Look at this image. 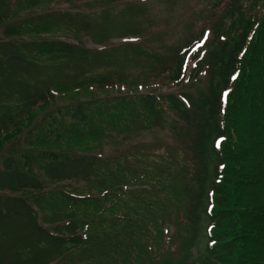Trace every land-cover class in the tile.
<instances>
[{
  "label": "trees",
  "instance_id": "16d2710c",
  "mask_svg": "<svg viewBox=\"0 0 264 264\" xmlns=\"http://www.w3.org/2000/svg\"><path fill=\"white\" fill-rule=\"evenodd\" d=\"M53 1L0 0V264H264V0H217L190 76L205 29L142 79ZM168 114L177 144L105 155Z\"/></svg>",
  "mask_w": 264,
  "mask_h": 264
},
{
  "label": "rangeland",
  "instance_id": "374dc122",
  "mask_svg": "<svg viewBox=\"0 0 264 264\" xmlns=\"http://www.w3.org/2000/svg\"><path fill=\"white\" fill-rule=\"evenodd\" d=\"M216 2L217 0H78L75 4L53 1L49 6L55 10L79 9L82 14L78 15V19L93 23L95 28L100 30L94 31L93 34L98 38H101L102 28L108 31L109 36L125 35L122 38L113 37L114 40L111 43L107 41L106 44H116L115 52L130 61L128 65L132 76L142 79L143 72L151 74L159 71V68L152 64L153 59L175 47H184L203 29L211 28L210 22L213 16L217 15L213 11ZM139 25H143V29L130 34ZM92 38L85 35L79 40L89 48H98L100 45L94 37ZM107 51L112 55V51ZM194 55L195 51L188 59L187 75L196 63ZM182 86L198 93L205 90V77L201 75L197 80L185 82ZM166 87L161 91L183 89L181 86L170 89ZM45 116L41 113L36 122L44 120ZM179 128L181 125L175 122V117L168 114L165 122L162 121L149 130L133 136L116 137L106 148L105 155L117 154L120 149L131 143L175 145L178 143L176 139H179Z\"/></svg>",
  "mask_w": 264,
  "mask_h": 264
}]
</instances>
